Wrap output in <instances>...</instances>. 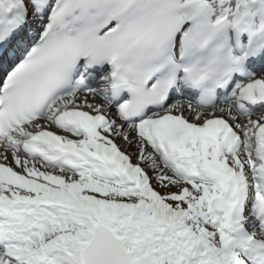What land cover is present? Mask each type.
I'll return each instance as SVG.
<instances>
[{"label":"snow or ice","instance_id":"snow-or-ice-1","mask_svg":"<svg viewBox=\"0 0 264 264\" xmlns=\"http://www.w3.org/2000/svg\"><path fill=\"white\" fill-rule=\"evenodd\" d=\"M0 264H264V0H0Z\"/></svg>","mask_w":264,"mask_h":264}]
</instances>
